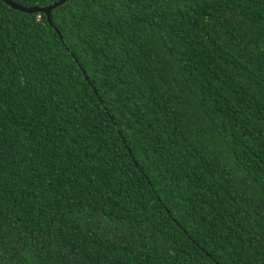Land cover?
I'll return each instance as SVG.
<instances>
[{
	"label": "trees",
	"instance_id": "16d2710c",
	"mask_svg": "<svg viewBox=\"0 0 264 264\" xmlns=\"http://www.w3.org/2000/svg\"><path fill=\"white\" fill-rule=\"evenodd\" d=\"M52 18L0 0V264H264V0Z\"/></svg>",
	"mask_w": 264,
	"mask_h": 264
},
{
	"label": "water",
	"instance_id": "95a60500",
	"mask_svg": "<svg viewBox=\"0 0 264 264\" xmlns=\"http://www.w3.org/2000/svg\"><path fill=\"white\" fill-rule=\"evenodd\" d=\"M4 1L6 4L10 5L12 8L16 9V10H20V11H24L27 13H37V12H41L44 13L48 16L49 22L54 25L53 22V11L61 6H63L64 4H66L67 2L71 1V0H58L52 4L46 5V6H27L24 5L18 1L15 0H2ZM57 29V28H56Z\"/></svg>",
	"mask_w": 264,
	"mask_h": 264
}]
</instances>
